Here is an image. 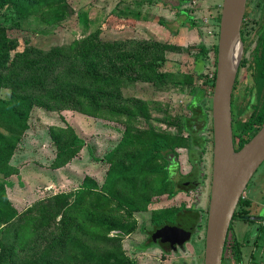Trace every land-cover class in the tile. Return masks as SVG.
<instances>
[{"label":"rangeland","instance_id":"374dc122","mask_svg":"<svg viewBox=\"0 0 264 264\" xmlns=\"http://www.w3.org/2000/svg\"><path fill=\"white\" fill-rule=\"evenodd\" d=\"M55 1L34 4L24 15L0 13L1 37L13 52L40 50L19 58L16 67L57 64L23 79L32 69L2 76L0 264H202L211 110L203 125L187 105L195 88L206 92L204 107L211 105L214 18L222 0ZM247 1L251 38L263 0ZM197 63L203 64L200 77ZM250 73L241 68L235 99L252 85ZM34 77L41 83L15 97L10 79L27 85ZM123 103L131 115L122 114ZM190 130L207 141L196 159L208 176L196 189L176 190L160 168L172 166L174 181L189 172ZM159 136L172 139L176 155L169 161L144 157L148 140ZM244 192L258 202L247 207L256 219H233L232 233L242 244V264H264V161ZM185 209L203 213L192 237L169 249L149 240L155 223Z\"/></svg>","mask_w":264,"mask_h":264},{"label":"water","instance_id":"95a60500","mask_svg":"<svg viewBox=\"0 0 264 264\" xmlns=\"http://www.w3.org/2000/svg\"><path fill=\"white\" fill-rule=\"evenodd\" d=\"M247 0H222L211 95L212 166L202 264H222L228 229L252 175L264 161V124L239 149L232 135L231 101L243 56L241 26ZM246 218V217H245ZM196 219L178 216L151 232V239L184 243Z\"/></svg>","mask_w":264,"mask_h":264},{"label":"trees","instance_id":"16d2710c","mask_svg":"<svg viewBox=\"0 0 264 264\" xmlns=\"http://www.w3.org/2000/svg\"><path fill=\"white\" fill-rule=\"evenodd\" d=\"M41 1L50 2L51 0H0V13L1 12L5 13L6 11L11 10V11L17 12L20 15H24L29 12V10L32 8L34 4H39ZM57 1L59 2V0ZM54 2L56 1L54 0ZM219 16H220V13L217 15V17L214 18L216 19L217 22L219 21ZM257 23L259 26L253 32L251 38H247V37L245 38L243 35V28H241V39L243 42V56L241 59L240 66L238 68V73H237V77H236L235 84H234V90L238 87L240 70L241 68L245 66H247L251 72L250 76H252L253 83L252 85L248 87L247 86L244 87V95L241 97L240 100L238 98L237 99L234 98V91L232 93V101H231L232 135H233V143H234L235 150L239 149L244 143H246L256 133V131L260 129V127L264 124V0L262 2L261 13H260V16L258 17ZM256 33H257V38H256ZM1 36H2V32H1V27H0V84L2 82V76L5 72L7 73V72H12L13 70H15L11 74L12 75L15 74L16 76H18L19 75L18 72L23 74L26 70L32 69L30 72L26 74L24 73L23 77L21 78L23 79V78H27L28 74H31V73H33L35 76V73L37 72V70H42L44 72L45 69H51L57 66V64L50 63L52 59H49V60H45L44 64H41V65H44L43 67L39 66L38 64H34L24 69V66L22 67V63L18 67H16V65L19 63L18 62L19 58L31 57L33 56L34 53H37L40 50L32 48L30 51V46H25L23 52H17V51L13 52L11 45L10 44L7 45L6 40H3ZM87 40L79 41L78 44L82 45ZM252 42H255V44L252 48H250V45ZM203 50L205 52L209 51V49H207L206 47ZM212 50L214 53V70H213L212 78L209 80V82H210V86L213 88V81H214V76H215V64H216V44H214V46L212 47ZM248 50H250L249 58L245 56ZM65 61L66 60H61V61H57L56 63L63 64ZM202 67H203V64L199 65V63H197L196 69L198 70V77L202 76L203 74ZM151 70H155V69L152 68ZM246 72H248V70ZM35 78L36 77L32 78L33 79L32 83L27 84V85H24L25 83H22L21 81L16 82L14 81L15 78H11L10 82L12 86V92H14L15 97H18V94L20 93L23 94V91L25 92L24 94L29 93L31 91L30 87L32 84L37 85L41 83L39 80L35 81ZM50 85L51 84L45 83L46 88H50ZM245 94L250 95V97L246 98ZM205 95H206V92L202 88L192 89L191 98L189 99V102L187 105L188 109L190 110V114H192V117H191L192 120L194 119L201 120L200 123H202L203 125L207 123V117H209V110H211V107L206 108L204 107V103L202 104V101ZM10 103H12L14 107L17 109H20L22 106L21 102H18L15 100H11ZM123 106H124V109H121L122 114L126 113L127 115H129L131 111L125 107L126 106L125 103H123ZM249 108L251 109L250 113H248ZM150 132H151V136L157 135V134H154L153 131H150ZM197 132L191 131V135L186 142L187 148L192 153H194L195 150L203 152L205 149L206 142H207L206 139L197 137ZM167 138L168 140L171 139V137L169 136ZM167 138L159 136L153 139L152 138L149 139L148 143H149L150 148L145 152L144 157L147 159H151V160L155 158H159V159L169 161V157H171V155L173 156L176 155V153L174 151L173 145L167 142ZM78 142H81V141H78ZM170 168L168 169L164 167L160 168L165 172L164 182H169L171 185L177 188L176 190H186L187 189L186 186L184 187L183 184L178 185L176 181H174L173 177L171 176L172 169ZM176 190H173V192L170 195L174 196L176 194ZM250 204H251L250 201L247 198L242 196L235 210L233 219L239 218V219H243V221L245 222H252V218L250 217L248 213V209H247V207H249ZM184 212H187V211L185 210ZM178 213H180V210L178 211ZM233 219L231 220L228 233H227V237H226V241H225V246H224L223 256H222V264H231L228 262L229 260L233 261L232 264H242L241 263V259H242V255H241L242 246L241 245L242 244L238 242V239L232 233ZM169 221H172V219H169L167 222ZM162 224L164 223H155L153 228L161 226ZM259 227L261 228L262 226L258 225L257 230H259ZM262 228H263L262 230L264 231V226ZM247 234L249 233H246V235ZM149 240H152V239L149 238ZM159 242L165 249H169L171 248V246L175 245L174 242L168 241L166 239H160Z\"/></svg>","mask_w":264,"mask_h":264},{"label":"flooded vegetation","instance_id":"af4514ba","mask_svg":"<svg viewBox=\"0 0 264 264\" xmlns=\"http://www.w3.org/2000/svg\"><path fill=\"white\" fill-rule=\"evenodd\" d=\"M249 11H250L249 10V5H248V1H247L246 2V7H245V13H244V20H243V23H242V26H241V28H243V35H244L245 38L247 37L246 35L248 34V31H249L246 28V23L248 22L247 21L248 20L247 18H248ZM188 151L191 152L189 149H188ZM196 151L197 150L194 151L195 155H193V159H192L193 162H192L191 169L184 176L180 177V179H178L179 181L178 180L176 181V183L178 185H180V184L182 185L183 184V186L184 187L186 186L187 189H190L192 187L196 189L197 187H200L204 183L205 178L208 176L207 171H205L206 169L204 170V168H203V164L201 165V161L199 163L198 160L196 159V156H197ZM203 152H205V151H203ZM203 152H200L199 151V153H201V155H198V159H201L202 158ZM211 156H212V151H211ZM191 158H192V156H191ZM211 166H212V161H211ZM204 171H205V173H204ZM210 182H211V168H210ZM209 193H210V188H209L208 194ZM185 210L187 212H184ZM185 210L180 211V213L176 212L173 220L172 221H169L167 223H170V224L176 223V220H177L178 216H180V215L181 216L187 215L190 218L196 219L197 222H196V225L194 227V231H195V228H197V226L199 224V219H200V217L202 216L203 213H202V211L200 209H197V210L195 209L196 211L195 210H191V209H185ZM167 223H164V224H167ZM154 229L155 228H153L152 231ZM152 231H150V233H149V238H151L150 235H151V232ZM194 231H193V234H194ZM193 234L191 235V237L193 236ZM160 239L161 238L155 239V240H157L158 243H159V245L163 248V246L159 242ZM174 243H175L174 246L182 245V243H177V242H174ZM174 246H171V248L174 247Z\"/></svg>","mask_w":264,"mask_h":264},{"label":"crops","instance_id":"0c3cea01","mask_svg":"<svg viewBox=\"0 0 264 264\" xmlns=\"http://www.w3.org/2000/svg\"><path fill=\"white\" fill-rule=\"evenodd\" d=\"M243 197H245V198H247L249 201H250V206H255V205H257L258 206V202H257V200H255V199H252L250 196H248V194L247 193H245L244 192V194H243ZM261 208V207H260ZM260 212H261V214H263L264 212L262 211V208L260 209ZM251 217V216H250ZM252 219L254 218V219H256L255 217H251ZM241 220H243V219H241ZM261 224H262V226H264V216L263 217H261ZM245 222V221H244Z\"/></svg>","mask_w":264,"mask_h":264}]
</instances>
